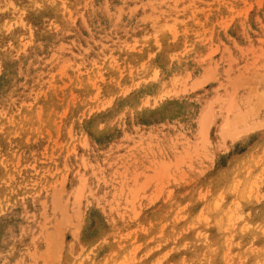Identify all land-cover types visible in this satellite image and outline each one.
I'll return each instance as SVG.
<instances>
[{
	"label": "rangeland",
	"instance_id": "rangeland-1",
	"mask_svg": "<svg viewBox=\"0 0 264 264\" xmlns=\"http://www.w3.org/2000/svg\"><path fill=\"white\" fill-rule=\"evenodd\" d=\"M0 264H264V0H0Z\"/></svg>",
	"mask_w": 264,
	"mask_h": 264
},
{
	"label": "bare ground",
	"instance_id": "bare-ground-1",
	"mask_svg": "<svg viewBox=\"0 0 264 264\" xmlns=\"http://www.w3.org/2000/svg\"><path fill=\"white\" fill-rule=\"evenodd\" d=\"M240 116H238V118H239ZM240 120V119H239ZM256 185V184H255ZM250 188V187H249ZM250 192V191H249ZM214 203H216V202H214ZM217 205V204H216ZM239 217V216H238ZM229 219V218H228ZM221 221V220H220ZM231 221V220H230ZM123 263V262H122Z\"/></svg>",
	"mask_w": 264,
	"mask_h": 264
}]
</instances>
